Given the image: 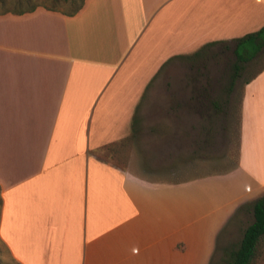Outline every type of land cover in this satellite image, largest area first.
Here are the masks:
<instances>
[{"label": "crops", "instance_id": "obj_1", "mask_svg": "<svg viewBox=\"0 0 264 264\" xmlns=\"http://www.w3.org/2000/svg\"><path fill=\"white\" fill-rule=\"evenodd\" d=\"M263 26L264 0H85L74 15L43 5L1 13L0 242L10 261L170 264L180 244L163 233L161 183L137 182L100 153L139 139L137 114L165 66L214 45L234 52L235 39ZM261 57L239 62L241 72ZM239 114L234 174L261 190L264 67L244 81ZM180 196L189 210V193Z\"/></svg>", "mask_w": 264, "mask_h": 264}, {"label": "rangeland", "instance_id": "obj_2", "mask_svg": "<svg viewBox=\"0 0 264 264\" xmlns=\"http://www.w3.org/2000/svg\"><path fill=\"white\" fill-rule=\"evenodd\" d=\"M35 5L60 10L69 6L63 0H0V12ZM234 63L231 43L165 66L150 84L137 114L145 125L139 139L100 153L127 166L137 182L161 183L155 207L169 218L162 222L167 228L163 233L170 232L169 244H180L170 264H227L228 251L239 245L253 221L251 203L264 193V188L257 190L234 174L241 87L264 64V56L259 63L243 64L246 68L236 79ZM172 182L180 184L175 201L169 188ZM208 186L209 193L204 191ZM186 192L189 210L180 196ZM2 244L0 260L13 264ZM261 249L254 264H264V240Z\"/></svg>", "mask_w": 264, "mask_h": 264}, {"label": "trees", "instance_id": "obj_3", "mask_svg": "<svg viewBox=\"0 0 264 264\" xmlns=\"http://www.w3.org/2000/svg\"><path fill=\"white\" fill-rule=\"evenodd\" d=\"M63 1L69 4L67 10H60L54 6H43L51 10L61 11L67 15H74L83 7L85 3V0ZM35 6L25 9L7 10L0 12V14L8 11L23 13L26 11H30ZM235 42L236 45L234 48V54L237 57V62L234 65V74L239 75L241 72V66L239 65V62L252 61L255 58L264 55V26L258 31L248 33L242 37L235 39ZM215 43L217 42H210L205 46H211ZM263 67L264 64L262 65V68ZM251 207L254 217L253 221L245 228L239 245L228 251L227 264H254L262 254L261 247L264 240V193L256 200H254L253 203H251ZM0 264L4 263H2V261L0 260Z\"/></svg>", "mask_w": 264, "mask_h": 264}]
</instances>
